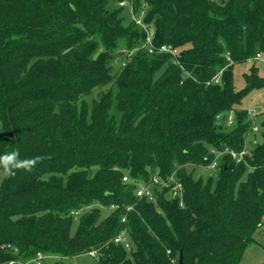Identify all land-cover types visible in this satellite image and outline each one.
Returning a JSON list of instances; mask_svg holds the SVG:
<instances>
[{"label": "trees", "instance_id": "16d2710c", "mask_svg": "<svg viewBox=\"0 0 264 264\" xmlns=\"http://www.w3.org/2000/svg\"><path fill=\"white\" fill-rule=\"evenodd\" d=\"M124 1L176 59L148 52ZM257 54L264 0H0V156L40 158L4 182L0 264L92 251L100 264H241L264 219V108L245 103L264 76L253 61L237 90L233 68ZM245 147L196 177L214 150ZM173 173L182 197L137 196ZM123 229L130 249L114 242Z\"/></svg>", "mask_w": 264, "mask_h": 264}, {"label": "built area", "instance_id": "2783aa9c", "mask_svg": "<svg viewBox=\"0 0 264 264\" xmlns=\"http://www.w3.org/2000/svg\"><path fill=\"white\" fill-rule=\"evenodd\" d=\"M121 6L123 7H129L130 12H131V17L132 20L135 21V23L139 26H141L145 32H146V39H145V44L144 47L148 50L149 53L155 54V53H163V54H168L172 56L173 58L176 59L177 54L179 53V50L177 48H174L172 45H167V44H162L157 46L154 42V35H155V30L152 26H148L144 23V15L145 12L142 10L139 15H137L134 12L133 5L130 1H124L121 3ZM250 61H258L264 63V56L262 54H257L256 57L253 59H250ZM175 62L178 63L176 60ZM221 75L222 72H220L217 76H215L212 80V82L208 83H221ZM249 114L251 117L255 114L254 109L249 110ZM229 124L233 122V116L228 117ZM258 132V128L256 125V122H253V127H252V134ZM249 142V140H248ZM249 148L245 147L242 151L236 152L232 149L226 148L224 151H216L214 150L213 152L216 154L215 158L212 160V162L206 167L207 169L211 171L217 170L219 164H220V156L222 154H229L237 163H240L244 161L245 156L249 154ZM115 170H118V168H114ZM130 180L129 176L126 174L123 177L124 182H128ZM154 185H158L161 187H166V188H171L174 191L175 196L182 197L183 191H184V186L182 182H180L177 177L176 173H173L166 181H160L157 177L153 179V182L150 184L144 183V182H139L138 183V188H137V196L139 198H148L149 200H153V194L151 187ZM181 205H183V202L181 201ZM115 206H112V209H115ZM132 207H128V211L131 210ZM81 212H74L73 214L78 216ZM123 222H126V217L123 218ZM114 242L116 244H123L127 249H130L131 245L128 239V232L127 229H123L118 236L115 238ZM93 257H97L98 253L96 251H92L89 253ZM51 257L47 254H44L43 252H38L37 255L27 261V262H22L20 264H45L46 260L50 259ZM176 261H173V264H175ZM9 264H15V262H10Z\"/></svg>", "mask_w": 264, "mask_h": 264}, {"label": "rangeland", "instance_id": "374dc122", "mask_svg": "<svg viewBox=\"0 0 264 264\" xmlns=\"http://www.w3.org/2000/svg\"><path fill=\"white\" fill-rule=\"evenodd\" d=\"M214 1H227V0H214ZM118 6L115 2H111V8H115ZM125 18L127 21H130L131 16L128 10L124 11ZM123 53H120L122 55ZM253 61H246L242 63L235 64L233 68V74H234V85L237 90H241L245 87V74H248L250 72V69L253 65ZM257 66L260 69V74L264 76V63L258 62ZM249 101H251V107L256 109V111H261L262 108H264V91L256 92L250 97L245 99V103L248 104ZM262 107L261 109L259 107ZM256 125L258 128V132L253 133L251 135V140H255L256 142L262 141V117L259 116V118L256 119ZM196 177H208L209 175H217V170L211 171L207 168H196L195 169ZM7 175L5 174V170H0V193L2 191L4 182L6 180ZM76 226V224H75ZM264 233V229L261 231ZM261 244H256L255 246H251L248 249V252L244 256L241 264H261L262 261H264V246ZM45 264H100L98 262V259L96 257L91 256L89 253L82 254L79 256L74 257H67V258H61V257H53L48 260H46Z\"/></svg>", "mask_w": 264, "mask_h": 264}, {"label": "clouds", "instance_id": "9594fccd", "mask_svg": "<svg viewBox=\"0 0 264 264\" xmlns=\"http://www.w3.org/2000/svg\"><path fill=\"white\" fill-rule=\"evenodd\" d=\"M40 158L37 157L36 159H25V160H18V153L12 152L7 153L3 156H0V165L3 166L6 175H14L12 169L14 168H24L26 170H31L32 167L38 162Z\"/></svg>", "mask_w": 264, "mask_h": 264}, {"label": "crops", "instance_id": "0c3cea01", "mask_svg": "<svg viewBox=\"0 0 264 264\" xmlns=\"http://www.w3.org/2000/svg\"><path fill=\"white\" fill-rule=\"evenodd\" d=\"M262 229H264V219H263V226L261 227V229L258 231V233L256 234V241L258 244H261L260 241L262 242V246H264V233H262ZM256 245V244H255ZM254 245V246H255ZM248 252V251H247ZM261 263H264V261H262ZM260 264V263H259Z\"/></svg>", "mask_w": 264, "mask_h": 264}, {"label": "water", "instance_id": "95a60500", "mask_svg": "<svg viewBox=\"0 0 264 264\" xmlns=\"http://www.w3.org/2000/svg\"><path fill=\"white\" fill-rule=\"evenodd\" d=\"M182 262H183V257H182V255L180 256V260H179V264H182Z\"/></svg>", "mask_w": 264, "mask_h": 264}]
</instances>
